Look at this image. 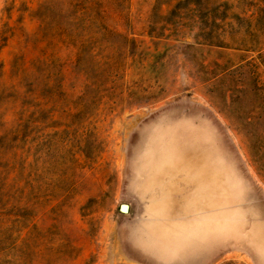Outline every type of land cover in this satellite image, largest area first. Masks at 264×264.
<instances>
[{
	"label": "rangeland",
	"instance_id": "1",
	"mask_svg": "<svg viewBox=\"0 0 264 264\" xmlns=\"http://www.w3.org/2000/svg\"><path fill=\"white\" fill-rule=\"evenodd\" d=\"M203 167L212 264H264V0H0V264H188L138 190Z\"/></svg>",
	"mask_w": 264,
	"mask_h": 264
},
{
	"label": "crops",
	"instance_id": "2",
	"mask_svg": "<svg viewBox=\"0 0 264 264\" xmlns=\"http://www.w3.org/2000/svg\"><path fill=\"white\" fill-rule=\"evenodd\" d=\"M199 169L178 172L176 178H165L157 172L144 173L149 175L145 178L147 184L138 190L143 202L138 229L144 237L133 241L135 249L151 258L159 257L163 262L178 263L177 260L187 254L191 256L188 264H212L226 252L227 239L209 235L204 225L205 217L194 215L209 199L221 204L223 198L221 193H213L210 189L218 184L216 174L204 167ZM176 211L180 215H175ZM173 248L178 256L168 259L167 253Z\"/></svg>",
	"mask_w": 264,
	"mask_h": 264
},
{
	"label": "water",
	"instance_id": "3",
	"mask_svg": "<svg viewBox=\"0 0 264 264\" xmlns=\"http://www.w3.org/2000/svg\"><path fill=\"white\" fill-rule=\"evenodd\" d=\"M128 209H129V206H128V205H125V204L121 205L120 210H121L122 212H128Z\"/></svg>",
	"mask_w": 264,
	"mask_h": 264
}]
</instances>
